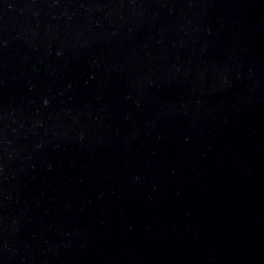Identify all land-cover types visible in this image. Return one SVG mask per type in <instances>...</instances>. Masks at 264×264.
Returning a JSON list of instances; mask_svg holds the SVG:
<instances>
[{
    "label": "water",
    "instance_id": "95a60500",
    "mask_svg": "<svg viewBox=\"0 0 264 264\" xmlns=\"http://www.w3.org/2000/svg\"><path fill=\"white\" fill-rule=\"evenodd\" d=\"M0 264H264V0H0Z\"/></svg>",
    "mask_w": 264,
    "mask_h": 264
}]
</instances>
